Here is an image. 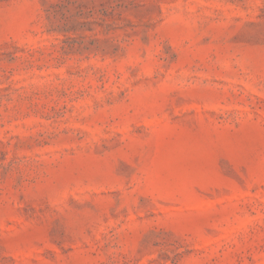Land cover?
Returning <instances> with one entry per match:
<instances>
[{
	"label": "rangeland",
	"instance_id": "rangeland-1",
	"mask_svg": "<svg viewBox=\"0 0 264 264\" xmlns=\"http://www.w3.org/2000/svg\"><path fill=\"white\" fill-rule=\"evenodd\" d=\"M0 264H264V0H0Z\"/></svg>",
	"mask_w": 264,
	"mask_h": 264
}]
</instances>
